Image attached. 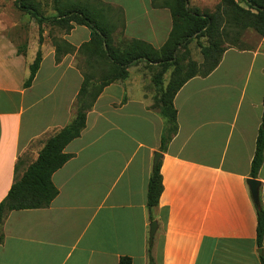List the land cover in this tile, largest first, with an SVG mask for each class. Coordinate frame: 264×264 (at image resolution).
I'll return each instance as SVG.
<instances>
[{
	"label": "crops",
	"instance_id": "0c3cea01",
	"mask_svg": "<svg viewBox=\"0 0 264 264\" xmlns=\"http://www.w3.org/2000/svg\"><path fill=\"white\" fill-rule=\"evenodd\" d=\"M100 1L109 5L105 16L119 40L154 48L164 42L167 8L150 0ZM88 34L82 25L62 34L57 61L55 44H37L40 62L24 88L33 57L26 59V49L16 54L0 36V200L46 137L74 116L81 73L68 45L76 49ZM237 42L207 75L188 78L175 92L176 131L163 150V120L147 92L154 64L138 61L126 68V78L103 86L79 135L63 148L69 157L50 176L57 192L48 206L5 213L0 264H117L121 256L147 264L148 244L152 264H262L264 230L257 246L256 208L245 179L262 110L264 34L246 28ZM154 151L161 191L148 210ZM253 178L264 209V146ZM151 220L156 228L149 241Z\"/></svg>",
	"mask_w": 264,
	"mask_h": 264
},
{
	"label": "trees",
	"instance_id": "16d2710c",
	"mask_svg": "<svg viewBox=\"0 0 264 264\" xmlns=\"http://www.w3.org/2000/svg\"><path fill=\"white\" fill-rule=\"evenodd\" d=\"M52 1L55 14L49 17L40 16L32 0H15V4L35 19L38 43L41 37L42 21L63 26L64 31L70 29L72 24L85 26L89 30L87 41L79 44L76 49L68 45V50L87 53L85 62L90 68L98 67L100 75L94 79L90 72H82L75 97L74 116L67 124L46 137L36 158L20 175L14 177L0 200V226L7 211L48 206L57 192L50 176L69 157V154L63 151L64 146L79 135L84 127L85 112L91 107L102 87L110 82L126 78L128 66L138 61H145L149 65L154 64L157 68L150 76L155 89L151 107L157 110L163 120L159 143V150H163L176 131L173 95L188 78L196 75L203 77L217 65L225 48L220 45L221 37H226L232 32L237 42L239 34L246 28L258 35L264 34V0H219L210 12H200L196 8H189L188 0H160V2L150 0L152 6L167 8L170 16V29L158 48L133 38L113 44L112 23L103 13L104 6L109 5L100 0ZM201 37L205 38L206 43L200 42ZM59 40L66 43L62 39ZM191 40L195 41L201 55L199 64L191 59L182 63L178 54L180 48L185 50ZM54 44V60L57 61L59 59L58 43ZM16 54L23 55L24 52L16 48ZM39 62L40 51L37 49L27 66L28 72L22 81L23 88L31 83ZM168 68H170L168 78L162 85V75ZM261 105L260 122L249 166V176L252 178L255 177L263 156L264 93ZM160 191L159 163L156 162L150 170L146 183L145 204L148 210L156 205ZM255 208V240L256 245L260 246L264 230V209L259 204H255ZM150 246L151 244H148L146 251L147 264H152L149 254ZM260 262L264 264L262 257ZM117 264H130V258L121 256Z\"/></svg>",
	"mask_w": 264,
	"mask_h": 264
},
{
	"label": "rangeland",
	"instance_id": "374dc122",
	"mask_svg": "<svg viewBox=\"0 0 264 264\" xmlns=\"http://www.w3.org/2000/svg\"><path fill=\"white\" fill-rule=\"evenodd\" d=\"M157 1L160 2V0ZM32 2L37 8L40 16L49 17L55 14V11L53 10L52 0H32ZM217 3L218 0H188L187 6L189 8H196L200 12H210L214 9ZM103 13L105 14L104 8H103ZM73 26H75V24H72V27ZM37 30L38 28L35 19L32 18L28 13L24 12V10L18 8L15 4V0H0V36L7 39L15 48L23 52L26 49L25 56L27 60L33 57L37 44L43 41L50 42L52 44L59 43L60 42L59 39H61V35L66 34L69 31V29L67 31H64L65 29L63 26L57 25L50 21H42L41 37H40V42L38 43ZM233 37H235V34L232 32L229 33L228 36L226 37L222 36L220 45L222 47H226L229 45H236V46L240 45L238 44V42L234 40ZM111 38L113 44H117L119 41H121L118 39L117 31L114 28H112L111 31ZM199 40L201 43H206L204 37L199 38ZM86 54L87 53H84V51L76 52V61H77L78 69L80 70L81 74L82 72H90L95 79L100 75L98 67L94 66L93 68H90L87 65V63L85 62ZM178 54L181 58L182 63H184L185 60L187 59H191L197 64H199L201 61V55L198 51V47L195 44L194 40H191L186 45L185 50L180 48ZM44 63H46V60L44 61ZM19 68L15 67L11 71L13 72V74L18 75ZM156 69L157 68H154L152 70L150 69L149 71H147L148 75L151 76V74ZM169 69L170 68H168L162 75V85L165 84L168 78ZM137 92L138 91H133L132 93L136 94ZM147 92L151 94V101H153L152 96H154L155 94V89L151 81H150L149 91L147 90ZM22 117H24V112L22 114Z\"/></svg>",
	"mask_w": 264,
	"mask_h": 264
},
{
	"label": "water",
	"instance_id": "95a60500",
	"mask_svg": "<svg viewBox=\"0 0 264 264\" xmlns=\"http://www.w3.org/2000/svg\"><path fill=\"white\" fill-rule=\"evenodd\" d=\"M160 157V153L158 151H154L152 153V165H154L158 158ZM245 183L247 185L250 197L254 204H258V186L259 181L255 178L249 177L245 179ZM156 228V222L154 220H151L148 223V239L149 241L152 240V236L154 233V230ZM258 253H260V250L258 249Z\"/></svg>",
	"mask_w": 264,
	"mask_h": 264
}]
</instances>
